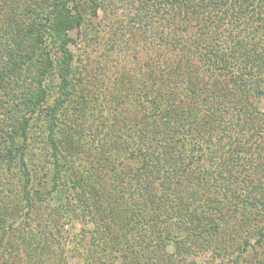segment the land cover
Listing matches in <instances>:
<instances>
[{
    "label": "trees",
    "instance_id": "1",
    "mask_svg": "<svg viewBox=\"0 0 264 264\" xmlns=\"http://www.w3.org/2000/svg\"><path fill=\"white\" fill-rule=\"evenodd\" d=\"M63 1L70 6L34 2L18 29L0 32V84L16 85L4 97L10 107L3 111L0 163L19 166L22 177L19 186L7 183L8 200L22 205L0 206V232L42 251L48 239L30 222L45 202L31 191L43 183L34 174L78 154L67 150L91 130L98 145L122 136L128 162L136 164L120 187L118 167L110 168L116 184L109 188L91 172V199L80 183L64 182L75 187L72 204L83 205L82 217L91 214V242L102 254L119 252L124 264H264V0H142L137 22L156 43V65L169 63L175 77L163 91L138 90L148 126L138 134L127 119L119 127L115 121L117 79L107 89L98 70L86 83L74 63L69 31L86 23L83 7L97 16L100 1ZM201 76L208 87L198 89ZM62 160L44 181L61 182Z\"/></svg>",
    "mask_w": 264,
    "mask_h": 264
},
{
    "label": "rangeland",
    "instance_id": "2",
    "mask_svg": "<svg viewBox=\"0 0 264 264\" xmlns=\"http://www.w3.org/2000/svg\"><path fill=\"white\" fill-rule=\"evenodd\" d=\"M39 1L52 2L54 0H0V32L7 34L18 29L21 26L25 9ZM99 1L102 9L98 11L97 16H92L91 10L83 7L86 23L82 29L75 28L69 31L75 42V45L71 46L75 55L74 63L79 69L78 74L86 83H91L93 79L91 75L98 70L102 71L100 75L104 76L109 84L107 89L110 87L109 79H117L118 85L111 96L113 98L111 108H113L115 121H119V127L123 126L127 119L135 129L138 128L136 131L138 134L143 130H148L147 123L142 117V110L146 104L139 97L138 90L141 87L144 91L145 89L165 90L170 85V78L175 77V74H171L174 67L168 63L162 68L161 65L155 63L158 58L156 43L154 39L143 36V34L149 35L150 32L144 28L141 30V25L137 22L139 19L137 10L141 8L142 0ZM59 2L70 6L63 0ZM147 15L156 23L157 15L153 9ZM133 57L137 58L136 61L140 58V64L144 62L148 67L141 69L138 63L134 64ZM120 61L127 62L126 68ZM194 62L197 64L196 61ZM187 67L191 68L190 64ZM125 75V79H128L121 82L120 79ZM199 78L194 81L195 87L198 89L208 87V80L204 76ZM221 83L225 85L224 82ZM144 84H146L145 88ZM15 86L12 81H4L3 85L0 84V129L7 127L3 111L6 105L10 107V104L5 100L16 91ZM81 92L84 94V102L91 99V87L86 88L85 86ZM262 108H264V103ZM72 114L69 115L71 121L79 125L80 119H73ZM78 115L82 114L78 112ZM82 122L86 125L89 121L85 119ZM86 131L90 133L77 141L78 148L67 150L69 153L79 151L78 154L74 152L71 158L59 159L58 163L49 161L46 167L37 170L34 174L43 183L38 184V181L32 183L31 191L33 193L37 191L38 197L42 196L45 202L36 204L31 214L33 220L30 222L32 227L39 228L43 232L40 236L48 239L40 244L42 251L38 249V254H36V250L31 248L30 244L21 246L17 234L13 236L12 231L7 235L0 232V242L4 240L2 244L0 243V264H124L119 252L107 256L91 242V214L86 213L85 217H82L79 209L83 208V205L79 202H77V207L72 204V199L74 200L73 197L77 193L74 190L75 187L72 189L70 184H64V182L67 180L80 183L76 186L81 187L85 195L91 199V172L98 177L97 182L100 187L109 188L116 184L110 168L118 167L123 172L116 180L120 187L131 174L129 168H134L136 164L128 162L125 150L128 143L122 136L109 144H106L107 140L104 139V143L101 142L98 145L95 139L91 138V130ZM61 160L64 165L60 177L61 182L55 185L49 177L44 181L43 176H54L55 168ZM10 180L17 186L21 185L20 167L11 166L8 170V164L3 161L0 163V206L8 210L15 205L17 207L22 205L13 199L8 200L9 197L5 190ZM34 200H36L35 195ZM17 211L21 213L20 215H24L25 210L18 209ZM36 223L40 225L37 226Z\"/></svg>",
    "mask_w": 264,
    "mask_h": 264
}]
</instances>
